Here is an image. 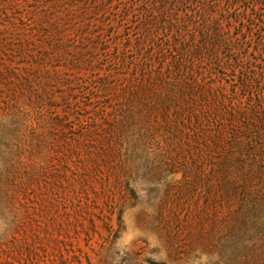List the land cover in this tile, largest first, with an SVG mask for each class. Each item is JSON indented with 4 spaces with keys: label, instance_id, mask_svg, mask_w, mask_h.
Masks as SVG:
<instances>
[{
    "label": "trees",
    "instance_id": "obj_1",
    "mask_svg": "<svg viewBox=\"0 0 264 264\" xmlns=\"http://www.w3.org/2000/svg\"><path fill=\"white\" fill-rule=\"evenodd\" d=\"M0 67L6 235L183 173L189 240L264 264V0H0Z\"/></svg>",
    "mask_w": 264,
    "mask_h": 264
},
{
    "label": "rangeland",
    "instance_id": "obj_2",
    "mask_svg": "<svg viewBox=\"0 0 264 264\" xmlns=\"http://www.w3.org/2000/svg\"><path fill=\"white\" fill-rule=\"evenodd\" d=\"M164 177L151 186L136 179L135 194L124 199L113 183L104 193L99 183L93 184L87 196L52 208V219L36 215L38 210L25 204L13 234L6 235L11 215L0 207V243L8 246L0 244V264L233 263L189 240V177Z\"/></svg>",
    "mask_w": 264,
    "mask_h": 264
}]
</instances>
